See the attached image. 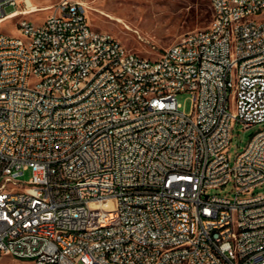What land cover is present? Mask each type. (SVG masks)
Wrapping results in <instances>:
<instances>
[{
  "label": "built area",
  "instance_id": "1",
  "mask_svg": "<svg viewBox=\"0 0 264 264\" xmlns=\"http://www.w3.org/2000/svg\"><path fill=\"white\" fill-rule=\"evenodd\" d=\"M205 1L209 26L154 59L82 0L0 32V259L264 264V130L227 152L233 122L264 125V0Z\"/></svg>",
  "mask_w": 264,
  "mask_h": 264
},
{
  "label": "rangeland",
  "instance_id": "2",
  "mask_svg": "<svg viewBox=\"0 0 264 264\" xmlns=\"http://www.w3.org/2000/svg\"><path fill=\"white\" fill-rule=\"evenodd\" d=\"M40 11L21 14L0 24V32L9 36H19L18 25L27 20L34 25L41 24L53 10L59 0H26ZM87 8V17L93 30L106 32L115 37L126 49L147 58H157L166 48L178 43L185 35L205 29L209 26L212 13L205 0H82ZM25 2L17 7L7 6L6 13L30 12ZM178 102L186 114L192 111V101L188 94L178 95ZM231 110H233L231 108ZM264 130V125L250 129L238 123H232V141L227 150L231 166L236 157L248 145L251 137ZM31 171L25 172L19 180L28 182ZM264 193V186L251 194ZM208 194L221 196L235 195V186L231 182L225 188L213 189ZM0 264H32L29 260L3 256Z\"/></svg>",
  "mask_w": 264,
  "mask_h": 264
},
{
  "label": "bare ground",
  "instance_id": "3",
  "mask_svg": "<svg viewBox=\"0 0 264 264\" xmlns=\"http://www.w3.org/2000/svg\"><path fill=\"white\" fill-rule=\"evenodd\" d=\"M29 6L31 8L30 12H16L14 11L11 15H9L8 17L0 20V24L9 20V19H13L15 17H18L21 14H28V13H34L37 11H40L39 9L35 8V6L32 5V3L29 2ZM138 59H145V57L140 56L138 54ZM209 234H220V227H209Z\"/></svg>",
  "mask_w": 264,
  "mask_h": 264
}]
</instances>
